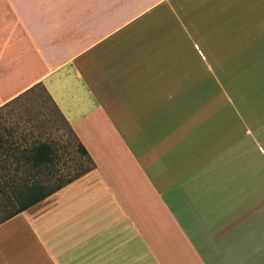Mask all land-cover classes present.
I'll return each instance as SVG.
<instances>
[{"label":"crops","instance_id":"0c3cea01","mask_svg":"<svg viewBox=\"0 0 264 264\" xmlns=\"http://www.w3.org/2000/svg\"><path fill=\"white\" fill-rule=\"evenodd\" d=\"M37 85L93 166L0 264H264V0H0V109Z\"/></svg>","mask_w":264,"mask_h":264},{"label":"rangeland","instance_id":"374dc122","mask_svg":"<svg viewBox=\"0 0 264 264\" xmlns=\"http://www.w3.org/2000/svg\"><path fill=\"white\" fill-rule=\"evenodd\" d=\"M4 131L13 133L23 143L44 142L54 148V167L38 170L37 178L43 184L53 185L91 167L79 151L71 129L40 86L0 109V132ZM18 166L12 164L11 170Z\"/></svg>","mask_w":264,"mask_h":264},{"label":"trees","instance_id":"16d2710c","mask_svg":"<svg viewBox=\"0 0 264 264\" xmlns=\"http://www.w3.org/2000/svg\"><path fill=\"white\" fill-rule=\"evenodd\" d=\"M37 87L39 86H34L31 91ZM49 99L51 100L50 97ZM21 140L15 139L11 132H0V224L71 183L93 166L85 149L78 144L79 151L87 158L91 167L81 173L68 175L64 180L59 179L53 185L43 184L37 178L40 173L38 170L54 167V148L49 143L27 144ZM12 164L19 166L12 171Z\"/></svg>","mask_w":264,"mask_h":264}]
</instances>
